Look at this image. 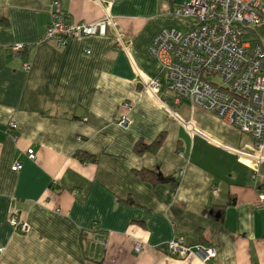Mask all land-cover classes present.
<instances>
[{"label": "crops", "instance_id": "0c3cea01", "mask_svg": "<svg viewBox=\"0 0 264 264\" xmlns=\"http://www.w3.org/2000/svg\"><path fill=\"white\" fill-rule=\"evenodd\" d=\"M58 1L68 20L109 14L105 34L42 40L49 0H0V264H264V146L258 163L237 152L252 137L177 99L147 51L159 29L185 27L171 10L187 0ZM243 40L261 45L264 68V21ZM154 75L159 92L141 91ZM175 234L190 251L166 252Z\"/></svg>", "mask_w": 264, "mask_h": 264}, {"label": "built area", "instance_id": "2783aa9c", "mask_svg": "<svg viewBox=\"0 0 264 264\" xmlns=\"http://www.w3.org/2000/svg\"><path fill=\"white\" fill-rule=\"evenodd\" d=\"M100 1V0H97ZM50 20L40 39H54L61 45L68 38L105 34L111 20L105 14L92 21L68 20L60 10L58 0H49ZM171 12L185 19V27L166 26L151 38L147 51L154 57L166 79V89L177 99H187L191 104L213 112L217 117L248 133L253 139L250 152L237 151L243 156L262 159L259 149L264 146V68L262 48L257 42L243 40L247 26L264 21V0H187L174 7ZM27 44L15 42L9 45L14 51L22 50ZM88 51V50H87ZM28 64L23 63L26 68ZM210 76H215L219 82ZM140 89L156 95L160 90L159 76L139 80ZM128 109L129 102H123ZM117 123L127 127L130 119L122 115ZM7 130H15L12 119ZM193 131H198L191 126ZM14 137L17 133L12 134ZM181 154V152L179 153ZM28 158H34L31 147L26 149ZM11 169H18L20 162L14 160ZM255 168V167H253ZM256 203L264 208V190L257 194ZM7 222L14 230L26 232L29 224L14 214L7 215ZM140 241L133 243L138 251ZM169 254L186 253L190 247L183 236L175 234L165 244ZM195 252L202 260L215 256L212 247L196 245Z\"/></svg>", "mask_w": 264, "mask_h": 264}, {"label": "trees", "instance_id": "16d2710c", "mask_svg": "<svg viewBox=\"0 0 264 264\" xmlns=\"http://www.w3.org/2000/svg\"><path fill=\"white\" fill-rule=\"evenodd\" d=\"M4 22V18L3 17H0V23ZM215 77V76H214ZM159 142V139H155L153 142H151L150 144L146 145L145 143L141 142V141H138L137 144L135 145L136 146V150H142V149H145L147 147L149 148H152L155 144H157ZM81 156V154H80Z\"/></svg>", "mask_w": 264, "mask_h": 264}, {"label": "rangeland", "instance_id": "374dc122", "mask_svg": "<svg viewBox=\"0 0 264 264\" xmlns=\"http://www.w3.org/2000/svg\"><path fill=\"white\" fill-rule=\"evenodd\" d=\"M178 27H181V26H178ZM210 77H214V76H210ZM213 79H214L215 81L219 82V79H218V78L214 77Z\"/></svg>", "mask_w": 264, "mask_h": 264}, {"label": "water", "instance_id": "95a60500", "mask_svg": "<svg viewBox=\"0 0 264 264\" xmlns=\"http://www.w3.org/2000/svg\"><path fill=\"white\" fill-rule=\"evenodd\" d=\"M217 214H218V212L215 213V215H217Z\"/></svg>", "mask_w": 264, "mask_h": 264}]
</instances>
